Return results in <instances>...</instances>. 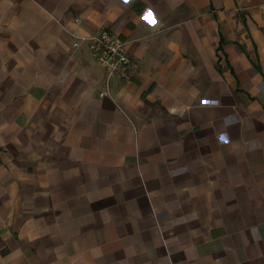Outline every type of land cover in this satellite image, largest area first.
Wrapping results in <instances>:
<instances>
[{
    "label": "crops",
    "instance_id": "crops-1",
    "mask_svg": "<svg viewBox=\"0 0 264 264\" xmlns=\"http://www.w3.org/2000/svg\"><path fill=\"white\" fill-rule=\"evenodd\" d=\"M0 264H264V0H0Z\"/></svg>",
    "mask_w": 264,
    "mask_h": 264
},
{
    "label": "built area",
    "instance_id": "built-area-1",
    "mask_svg": "<svg viewBox=\"0 0 264 264\" xmlns=\"http://www.w3.org/2000/svg\"><path fill=\"white\" fill-rule=\"evenodd\" d=\"M86 45L97 64L106 73L107 79L111 76L130 81L134 67V59L131 57L127 42L117 33L106 26L99 27L90 35L80 37ZM79 41H74L73 45L78 46ZM100 91L99 95H104Z\"/></svg>",
    "mask_w": 264,
    "mask_h": 264
}]
</instances>
